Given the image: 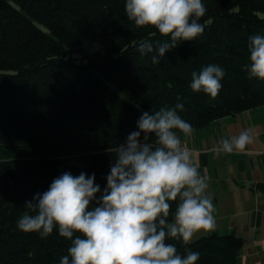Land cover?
I'll return each mask as SVG.
<instances>
[{"label":"trees","instance_id":"obj_1","mask_svg":"<svg viewBox=\"0 0 264 264\" xmlns=\"http://www.w3.org/2000/svg\"><path fill=\"white\" fill-rule=\"evenodd\" d=\"M203 34L159 64L137 45L162 37L136 28L124 0H0V264H59L70 242L18 230L25 202L63 172L91 176L101 190L112 148L137 131L143 112L184 104L195 131L264 105V81L249 79L248 37L264 34V0H203ZM122 36L120 43L114 41ZM218 64L216 99L190 88L191 73ZM175 204H173V209ZM196 264H236L240 238L215 232L190 245Z\"/></svg>","mask_w":264,"mask_h":264},{"label":"clouds","instance_id":"obj_2","mask_svg":"<svg viewBox=\"0 0 264 264\" xmlns=\"http://www.w3.org/2000/svg\"><path fill=\"white\" fill-rule=\"evenodd\" d=\"M128 20L136 28H154L164 41L143 40L141 56L159 64L165 53L182 41L201 36L200 22L207 8L203 0H124ZM249 79L264 81V34L248 37ZM225 70L208 64L191 73L190 88L216 99ZM145 111L137 131L111 149L114 163L106 187L96 183L95 173L78 176L63 172L43 193L26 201L17 228L47 238L55 230L69 241L59 264H196L200 253L187 249L181 255L174 243L190 245L200 234L215 231L216 207L208 192V177L194 161L185 138L195 131L179 114L184 104ZM256 142L245 128L222 138L213 151L246 153ZM173 204L175 208L173 209Z\"/></svg>","mask_w":264,"mask_h":264},{"label":"crops","instance_id":"obj_3","mask_svg":"<svg viewBox=\"0 0 264 264\" xmlns=\"http://www.w3.org/2000/svg\"><path fill=\"white\" fill-rule=\"evenodd\" d=\"M245 128L256 135L248 152L215 154L219 140ZM185 143L208 177V192L216 207L213 232L240 238L236 264H264V105L213 121L185 138Z\"/></svg>","mask_w":264,"mask_h":264},{"label":"rangeland","instance_id":"obj_4","mask_svg":"<svg viewBox=\"0 0 264 264\" xmlns=\"http://www.w3.org/2000/svg\"><path fill=\"white\" fill-rule=\"evenodd\" d=\"M7 2H8V0H7ZM120 41H123V40H122V36L119 37L118 39H116V41H114V43L117 44V43H120Z\"/></svg>","mask_w":264,"mask_h":264}]
</instances>
